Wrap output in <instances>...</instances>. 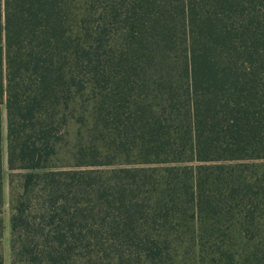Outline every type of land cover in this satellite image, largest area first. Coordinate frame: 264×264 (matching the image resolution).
Here are the masks:
<instances>
[{"label":"trees","instance_id":"trees-1","mask_svg":"<svg viewBox=\"0 0 264 264\" xmlns=\"http://www.w3.org/2000/svg\"><path fill=\"white\" fill-rule=\"evenodd\" d=\"M1 107L9 264H264V0H0Z\"/></svg>","mask_w":264,"mask_h":264},{"label":"rangeland","instance_id":"rangeland-1","mask_svg":"<svg viewBox=\"0 0 264 264\" xmlns=\"http://www.w3.org/2000/svg\"><path fill=\"white\" fill-rule=\"evenodd\" d=\"M72 120L68 121L65 125L63 139L68 145H70L78 134V122ZM0 128L2 133L1 141V156L3 163V177H2V206H1V218H2V233L0 237V252L2 255L3 264H9V208H8V187H7V172L5 167V140H4V110L1 107L0 113ZM64 158V157H63ZM65 160V159H64Z\"/></svg>","mask_w":264,"mask_h":264}]
</instances>
